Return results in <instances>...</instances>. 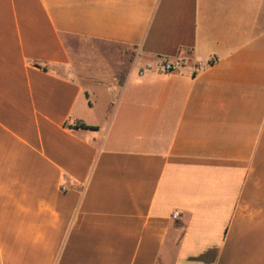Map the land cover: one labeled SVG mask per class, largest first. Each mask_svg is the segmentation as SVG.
<instances>
[{
	"label": "crops",
	"instance_id": "crops-1",
	"mask_svg": "<svg viewBox=\"0 0 264 264\" xmlns=\"http://www.w3.org/2000/svg\"><path fill=\"white\" fill-rule=\"evenodd\" d=\"M0 264H264V0H0Z\"/></svg>",
	"mask_w": 264,
	"mask_h": 264
},
{
	"label": "built area",
	"instance_id": "built-area-1",
	"mask_svg": "<svg viewBox=\"0 0 264 264\" xmlns=\"http://www.w3.org/2000/svg\"><path fill=\"white\" fill-rule=\"evenodd\" d=\"M179 67H180V62H163L160 65L159 70L171 72L174 71L175 69H178Z\"/></svg>",
	"mask_w": 264,
	"mask_h": 264
},
{
	"label": "rangeland",
	"instance_id": "rangeland-1",
	"mask_svg": "<svg viewBox=\"0 0 264 264\" xmlns=\"http://www.w3.org/2000/svg\"><path fill=\"white\" fill-rule=\"evenodd\" d=\"M71 44L73 47H76V48H78L79 46L81 47V46L88 45V43H86L85 41H80V40H73L71 41Z\"/></svg>",
	"mask_w": 264,
	"mask_h": 264
}]
</instances>
